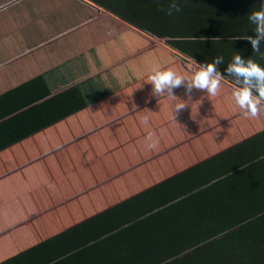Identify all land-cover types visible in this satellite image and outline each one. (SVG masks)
Segmentation results:
<instances>
[{
	"label": "crops",
	"instance_id": "crops-1",
	"mask_svg": "<svg viewBox=\"0 0 264 264\" xmlns=\"http://www.w3.org/2000/svg\"><path fill=\"white\" fill-rule=\"evenodd\" d=\"M179 2L170 16L168 0H0V101L15 92L0 105V264H264V107L244 115L224 71L237 52L264 64V38L260 53L244 39L259 3ZM216 56L215 96L191 88L176 116L151 96L153 65L190 76ZM204 163L209 182L174 206L191 217L132 218Z\"/></svg>",
	"mask_w": 264,
	"mask_h": 264
},
{
	"label": "clouds",
	"instance_id": "clouds-1",
	"mask_svg": "<svg viewBox=\"0 0 264 264\" xmlns=\"http://www.w3.org/2000/svg\"><path fill=\"white\" fill-rule=\"evenodd\" d=\"M259 3V7L252 8L247 13V19L254 24L255 36L245 35L244 39L251 44L254 53H260L262 38H264V0H253ZM180 10L179 0H168L167 14L173 15ZM223 57L216 56L210 62L202 63L200 67L193 71L190 76H185L171 68L162 69L158 65H153L145 81L152 84L151 96L161 97L167 95L174 100L172 111L174 116L185 108L191 98L190 89H206L209 96L217 94L221 83V73L217 71V65L222 63ZM234 76L235 83L232 87L231 96L235 103L246 116H255L261 107H264V64L257 62L254 56H241L234 53L231 62L224 70ZM187 82L186 95L188 99H180L173 93V88ZM151 96L147 97V102ZM178 98V99H177ZM192 107V105H191ZM146 121L147 115L143 117ZM156 141L149 133L145 138L147 147H153Z\"/></svg>",
	"mask_w": 264,
	"mask_h": 264
},
{
	"label": "trees",
	"instance_id": "trees-1",
	"mask_svg": "<svg viewBox=\"0 0 264 264\" xmlns=\"http://www.w3.org/2000/svg\"><path fill=\"white\" fill-rule=\"evenodd\" d=\"M102 3L101 4L106 6L108 9H111L112 11L116 12L117 14L122 15V13L120 14V10L117 9L113 4H111L109 2H102ZM127 19H129V21H132L135 24L138 23L136 20H133L132 18L127 17ZM141 76H143V75H141ZM76 88L77 87H72L71 89H68L67 91H71V93H74V91H75L74 89H76ZM44 90H46V92H44L43 94L51 93L47 86H45ZM14 93H15L14 91H10V92L6 93L4 96H2L3 101H5V100L12 101L11 95ZM3 101H0V105H2ZM30 102H32V101H29L27 104H30ZM58 118H62V117L58 116L57 119ZM260 163L263 164L264 161H261ZM206 169H207L206 163L199 164L197 166H193V167L189 168L187 171H185V173L176 174V175L166 179L165 181L161 182L158 185V187L162 189L161 194H157V195L151 194L148 196L149 202H145V201L143 202L144 203L143 205L149 204L150 206L148 208H150V209L155 208L156 210L155 211H146L145 210V211H138L135 213L129 212L130 214L133 213L132 218H139L138 220L146 221V220H155V219H158L160 217V215H161V217H163V215H164L165 220H168V219L172 220L174 218L176 219V214H182L181 216L184 218H188L187 214H189L191 217V213L186 214V212H176L177 209L175 210L174 206L184 204L185 200L187 198L193 197V195H189L190 188H195L196 186L202 187L203 186L202 184L209 182L208 179L202 180L201 175H200V174H202L201 171L206 170ZM255 169H256V165H253V167L251 169H249L248 171H251V170L255 171ZM196 171H198V174ZM195 175H200V176H199V178H197ZM228 180H229V177H227L225 179H221V180H216L215 183H213L210 187H214V188L224 187V184L229 182ZM260 182H258V183H260V186L263 187L264 186V180L260 181ZM185 188H187V189H185ZM180 189H182V192H179ZM151 191L154 192V190H151ZM145 192L141 195L139 194V196L137 198H140V200H142V198H143V200H145V197H147ZM107 214H110L112 216L113 211L108 210ZM173 216H175V217L172 218ZM206 224L210 225L209 222H206ZM200 230L202 232L207 233L206 236H204V237H207V236H216L217 237L220 234H222L221 232L223 231L222 227L217 225V224H214V226H212V227H207L205 229H200ZM112 234L113 233H111L109 235H112ZM197 238L198 237H195L196 242H197ZM192 244H194V243L187 244V247H188L187 251L191 250ZM157 263H158V261H157Z\"/></svg>",
	"mask_w": 264,
	"mask_h": 264
}]
</instances>
